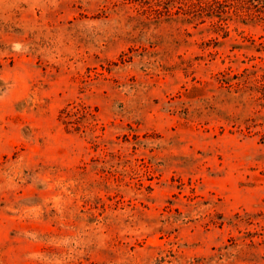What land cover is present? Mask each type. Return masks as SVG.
<instances>
[{
    "label": "rangeland",
    "instance_id": "1",
    "mask_svg": "<svg viewBox=\"0 0 264 264\" xmlns=\"http://www.w3.org/2000/svg\"><path fill=\"white\" fill-rule=\"evenodd\" d=\"M0 264H264V0H0Z\"/></svg>",
    "mask_w": 264,
    "mask_h": 264
},
{
    "label": "trees",
    "instance_id": "2",
    "mask_svg": "<svg viewBox=\"0 0 264 264\" xmlns=\"http://www.w3.org/2000/svg\"><path fill=\"white\" fill-rule=\"evenodd\" d=\"M225 2L230 1V2H234V3H240L241 0H224ZM220 1H217V4H223V2L221 1V3H219ZM224 12V11H223ZM222 20H224L223 18H221Z\"/></svg>",
    "mask_w": 264,
    "mask_h": 264
}]
</instances>
